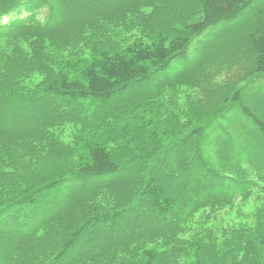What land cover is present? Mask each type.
Segmentation results:
<instances>
[{
    "label": "trees",
    "instance_id": "obj_1",
    "mask_svg": "<svg viewBox=\"0 0 264 264\" xmlns=\"http://www.w3.org/2000/svg\"><path fill=\"white\" fill-rule=\"evenodd\" d=\"M73 1L0 0V264H264V120L245 96L264 89V0H190L176 26L119 45L107 28L133 0L71 34L56 17ZM247 13L249 66L228 72L226 51L192 69V51ZM198 82L200 101L171 108L169 92ZM69 123L97 135L62 148ZM252 199L239 224L208 226Z\"/></svg>",
    "mask_w": 264,
    "mask_h": 264
},
{
    "label": "rangeland",
    "instance_id": "obj_2",
    "mask_svg": "<svg viewBox=\"0 0 264 264\" xmlns=\"http://www.w3.org/2000/svg\"><path fill=\"white\" fill-rule=\"evenodd\" d=\"M78 1L79 0L73 1L74 3L72 4L74 6L72 8V11L70 12V15L69 13H66V15H68L67 17L66 15L63 16L65 19L62 16L56 17L57 21L59 20V24L62 27H69L68 31L71 34H73V30L80 23H82L83 21L92 20L95 12L98 13L99 11H104L108 13V4L113 3L116 6L117 11L112 12L113 16H115L118 15L120 11H126V5L121 6V4L124 2H128L126 0H85L84 3H80ZM96 2L101 5V8H97L98 5L95 4ZM133 3L134 4L131 6L137 7L138 13H136L135 15H130L129 17L125 16L123 23H118L116 25L113 24L115 26H110L109 28H107V34H110V37L108 38L114 44H123L128 41L130 37L145 33L144 31L147 29L148 25L151 24L176 26V21H178V19L183 21V15L185 16L189 12L188 5L190 3V0H133ZM127 6L130 5L128 4ZM177 7L182 8V10L178 11ZM130 8L131 7H129V9ZM153 9L157 10H155L154 12ZM172 9L174 12H172ZM160 17L162 18V20ZM245 20H250V23H252L254 22V16L251 13L245 14L237 22L220 27L215 34L210 35L203 43L198 45L197 49L192 51V60L194 61V65L191 66L192 69L194 68L195 71L197 70L199 72L203 70L207 72V70L209 69L206 68L213 66L215 64L214 60L216 61L217 59L218 61L220 55L226 54V51L229 54L230 62L232 61L233 63H235V67L231 68L228 72H241L245 65L249 66V64L251 63V52L249 50L247 41V25L244 24ZM205 48L213 49V55L210 54V56L208 57H206L207 55L204 56ZM238 58L239 60H236ZM243 64L244 66H241ZM233 77L234 76L231 73L226 75L218 74L217 76H214L212 80L215 86L223 87L224 82H226L227 79L232 80ZM169 78H172V76ZM198 83L199 85H179L178 91H174L172 93L169 92V95H166V100L168 101L170 98L172 99V104L174 106L172 105L171 108H174L176 111L185 110L186 106L200 101V98L203 96V90L201 92L200 87L203 85V83ZM242 85H246V83L244 82L242 83ZM263 94L264 89L261 87H258L254 90L245 91V96H248L250 105L255 112L262 115V119L264 120V99H261ZM183 112H180V114ZM4 127H6V123ZM88 127V123H69L62 126L61 129H58L56 131L58 143L62 148L69 147L72 149L75 146V141L78 140V138H82L87 135H91L92 138L96 137L97 134L89 130ZM109 149H114V146L109 145ZM229 150L230 149H227L225 151L223 150V152L225 153ZM45 164H43V166H47ZM163 164L164 163L162 162L161 166ZM53 165L59 166L61 165V162H56ZM261 169L263 170L264 166H262ZM170 183L171 181H167L168 185ZM130 184L132 185V181L124 183V186L129 188L131 186ZM92 188L93 187L89 188L86 191H89ZM183 192H185L184 196L185 199H187L188 193L186 192V190H184ZM253 206H255V199H252L245 204H237L234 206V208H225L222 212L216 215L217 217L215 219H211L208 222V226L215 227L216 223H218L216 227L219 226V224H221L222 226L229 225L231 223L239 224L240 222H242L240 216H242L243 214L251 213ZM100 247L101 246L97 247L93 245V247L91 246L90 250L100 249Z\"/></svg>",
    "mask_w": 264,
    "mask_h": 264
},
{
    "label": "bare ground",
    "instance_id": "obj_3",
    "mask_svg": "<svg viewBox=\"0 0 264 264\" xmlns=\"http://www.w3.org/2000/svg\"><path fill=\"white\" fill-rule=\"evenodd\" d=\"M107 49V48H106ZM119 122H121V121H119ZM121 129H123V128H121ZM125 130V129H124ZM122 133V132H121ZM127 133V132H126ZM129 133V132H128ZM129 135V134H128ZM151 145V144H150Z\"/></svg>",
    "mask_w": 264,
    "mask_h": 264
}]
</instances>
